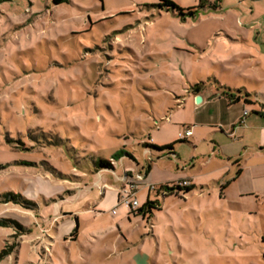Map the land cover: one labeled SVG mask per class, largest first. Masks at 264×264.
I'll return each mask as SVG.
<instances>
[{"label":"rangeland","instance_id":"rangeland-1","mask_svg":"<svg viewBox=\"0 0 264 264\" xmlns=\"http://www.w3.org/2000/svg\"><path fill=\"white\" fill-rule=\"evenodd\" d=\"M160 1L0 0V264H264V218L221 201L237 166L213 154L230 145L209 104L220 81L263 90L260 27L229 14L236 0L186 18ZM139 176L140 207L161 209L114 215ZM187 177L188 194L150 190Z\"/></svg>","mask_w":264,"mask_h":264},{"label":"crops","instance_id":"crops-1","mask_svg":"<svg viewBox=\"0 0 264 264\" xmlns=\"http://www.w3.org/2000/svg\"><path fill=\"white\" fill-rule=\"evenodd\" d=\"M201 1L204 2L205 0ZM227 9L229 14L235 18L241 21L246 20V24H244L246 28L253 30L260 27L259 36H261L260 43L262 45L259 51L260 55L257 58L251 57L256 59L257 65H262L264 57V54H261L264 52V39L262 38L264 35V0H236ZM258 11H260L259 16L255 14ZM237 41L233 40V42ZM217 42L224 47V52H230L228 56L227 54L224 55L228 57L225 62L238 61L237 59L234 60L236 55L241 54L237 51L238 45L229 43L226 39H219ZM254 78L256 83H262V87H264L263 77L255 75ZM219 84L221 91L211 97L209 104L214 105L216 115L221 116L219 125L222 128L220 133L227 136L230 147L229 150L215 149L213 154L226 158L228 163L237 166L236 175L232 176L226 185L227 190L223 192L221 201H232V204L240 205L243 209L252 211V214L264 218V88L251 94L247 87L231 88L221 85V81ZM224 87L230 88L233 93H236L235 90H241V96L246 93L250 94L249 101L247 102L242 97L240 100L232 102L226 95L229 91L225 90ZM198 95L202 97V102H205L203 91L199 94L193 93L194 97ZM245 111H248L249 114L244 115ZM239 170H241V174L237 175ZM182 181H189L193 186L190 177ZM232 190L234 192L237 190L236 194H233ZM116 208L119 207L115 206L113 209L116 211V213L112 211L114 215L117 214Z\"/></svg>","mask_w":264,"mask_h":264},{"label":"trees","instance_id":"trees-1","mask_svg":"<svg viewBox=\"0 0 264 264\" xmlns=\"http://www.w3.org/2000/svg\"><path fill=\"white\" fill-rule=\"evenodd\" d=\"M69 2H70V0H53V3L55 5L66 4ZM202 3L203 2L201 1V5L199 7L183 8V7L179 6L178 4H176L175 2H173L172 0H161L156 5V7L159 9H166L167 11L178 12L181 17L186 18L187 16H194L195 14H197L199 12V10L204 7V5ZM204 87H205V84L203 82L197 83L191 87V91L195 94H199L204 90ZM224 89L229 91V93L226 95L232 102L238 101L242 97L247 102L249 101L248 98H250V94H248V93H246L244 96H241V93H242L241 90H235L236 93H233V92H231L230 88L224 87ZM181 141H184V139H181ZM156 148L159 150H169V152H170V151L174 150V144L165 145V146L156 147ZM117 156L115 155V158ZM97 164L102 168L110 167V164L104 160H100ZM240 174H241V170L238 171L237 175H240ZM192 190H194L192 183H191V186H189V187H182L178 183H176V184H173L171 186L169 184L162 185L161 188L157 192H158V194H162L164 197H166V196H170V195H174V194L179 195L180 193L185 195V194L190 193ZM0 198H3V202H9L11 197H10V194H5V195H1ZM0 202H2V201H0ZM153 209H161L159 201L154 202V201L150 200V198H148L146 204L143 207H140L139 209H137L136 211H137L138 215H141L142 217L146 218L148 214H152ZM10 222L11 221H9V220L0 219V226L6 225L7 223H10ZM13 250H14L13 246H6V248L0 252V262L4 258L9 256L13 252Z\"/></svg>","mask_w":264,"mask_h":264},{"label":"built area","instance_id":"built-area-1","mask_svg":"<svg viewBox=\"0 0 264 264\" xmlns=\"http://www.w3.org/2000/svg\"><path fill=\"white\" fill-rule=\"evenodd\" d=\"M248 114H249L248 111L244 112V115H248ZM192 133H193L192 129L188 128L186 129L184 133L180 134V139H187L192 136ZM139 180L140 181L138 182V184H130L127 189H125L124 191L120 193V195L118 196V200H117V205H116L117 207L124 206L130 209H135V210L139 209L140 203L136 199L135 191L139 189V186H140L139 183L144 181V177L139 176ZM178 184L182 187L191 186V183L189 181H183ZM150 190L152 192H157L159 189L154 185H150ZM113 213H116V211L113 210Z\"/></svg>","mask_w":264,"mask_h":264},{"label":"water","instance_id":"water-1","mask_svg":"<svg viewBox=\"0 0 264 264\" xmlns=\"http://www.w3.org/2000/svg\"><path fill=\"white\" fill-rule=\"evenodd\" d=\"M196 98H197V101L198 102H201L202 101V97L200 95H198Z\"/></svg>","mask_w":264,"mask_h":264}]
</instances>
